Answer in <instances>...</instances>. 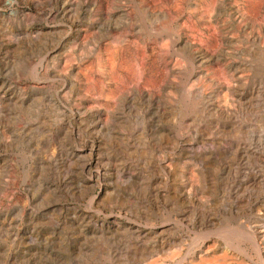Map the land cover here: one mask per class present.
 Instances as JSON below:
<instances>
[{"label": "rangeland", "instance_id": "obj_1", "mask_svg": "<svg viewBox=\"0 0 264 264\" xmlns=\"http://www.w3.org/2000/svg\"><path fill=\"white\" fill-rule=\"evenodd\" d=\"M8 3L0 264H264V0Z\"/></svg>", "mask_w": 264, "mask_h": 264}, {"label": "bare ground", "instance_id": "obj_2", "mask_svg": "<svg viewBox=\"0 0 264 264\" xmlns=\"http://www.w3.org/2000/svg\"><path fill=\"white\" fill-rule=\"evenodd\" d=\"M10 1L12 0H6V2H9L8 4H10ZM173 23V22H172ZM173 49V48H172ZM143 70V69H142ZM119 71V70H118ZM90 77V76H89ZM151 83V82H150ZM232 231V230H231ZM243 233V232H242ZM236 236V235H235ZM207 238V237H206ZM253 243V242H252ZM256 244V243H255Z\"/></svg>", "mask_w": 264, "mask_h": 264}]
</instances>
